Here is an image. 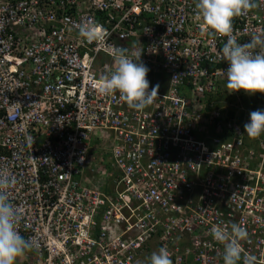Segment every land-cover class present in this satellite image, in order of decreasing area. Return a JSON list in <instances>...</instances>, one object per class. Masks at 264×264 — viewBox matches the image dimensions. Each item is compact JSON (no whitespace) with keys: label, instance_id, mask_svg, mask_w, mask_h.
<instances>
[{"label":"built area","instance_id":"1","mask_svg":"<svg viewBox=\"0 0 264 264\" xmlns=\"http://www.w3.org/2000/svg\"><path fill=\"white\" fill-rule=\"evenodd\" d=\"M234 18L238 43L264 37V0ZM196 0L0 1V176L18 264H223L217 224L243 226L244 254L264 264V110L226 87L225 37L195 19ZM102 26L88 43L79 26ZM141 55L157 95L142 110L101 95L115 48ZM31 138L29 141L28 138Z\"/></svg>","mask_w":264,"mask_h":264},{"label":"clouds","instance_id":"2","mask_svg":"<svg viewBox=\"0 0 264 264\" xmlns=\"http://www.w3.org/2000/svg\"><path fill=\"white\" fill-rule=\"evenodd\" d=\"M254 0H196L195 19L208 35L225 37L220 59L228 65L226 87L231 94L264 95V37L254 36L246 43H238L233 35L234 18L255 7ZM104 29L95 23L79 26V36L88 43L103 39ZM116 68L109 75L96 81L95 87L101 95L119 93L120 100L134 110H142L157 95V87L151 91L147 79L149 69L140 60L141 55L129 53L120 47L113 50ZM250 139L264 135V110L251 112L249 122L244 125V135ZM29 141L31 138H28ZM15 183L7 174L0 176V264H18L33 241L23 238L17 231L20 217L17 207L9 200L8 190ZM214 241L223 245V264H257L258 257L244 254L242 241L248 238L247 230L236 223L217 224L211 228ZM149 264H172L170 253L161 247L148 258Z\"/></svg>","mask_w":264,"mask_h":264},{"label":"rangeland","instance_id":"3","mask_svg":"<svg viewBox=\"0 0 264 264\" xmlns=\"http://www.w3.org/2000/svg\"><path fill=\"white\" fill-rule=\"evenodd\" d=\"M242 98H245V99H251V98H254V97H258V96H264V95H260V94H257V95H254V96H249V95H246L244 94L243 92L240 93Z\"/></svg>","mask_w":264,"mask_h":264},{"label":"crops","instance_id":"4","mask_svg":"<svg viewBox=\"0 0 264 264\" xmlns=\"http://www.w3.org/2000/svg\"><path fill=\"white\" fill-rule=\"evenodd\" d=\"M0 1H7V0H0Z\"/></svg>","mask_w":264,"mask_h":264}]
</instances>
